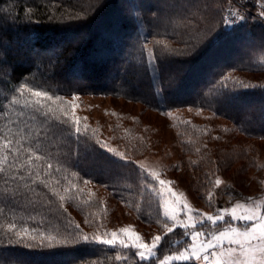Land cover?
Returning a JSON list of instances; mask_svg holds the SVG:
<instances>
[{"label": "trees", "instance_id": "16d2710c", "mask_svg": "<svg viewBox=\"0 0 264 264\" xmlns=\"http://www.w3.org/2000/svg\"><path fill=\"white\" fill-rule=\"evenodd\" d=\"M126 2L122 5L121 0H0V51L6 62L4 72H0V128L16 119L20 106H14L13 110L9 105L24 84L63 96L66 102L77 95H100L139 102L155 111L162 107L166 112L183 108L203 110L229 121L228 125L234 128L220 124L223 129L215 133V138H211L214 133L209 126L206 128V124L199 125L200 128L196 126L197 129L189 133L186 127L181 129L183 136L206 144L203 143L199 147L200 153L195 155V159L202 160L197 163L203 164V172L200 165L193 164L196 172L201 171V175L195 177L202 180H197L195 191L204 195L211 191L216 178L220 175L224 178V170H230L231 160L233 162L239 156V152L229 155L228 159L217 156L224 149L223 142L229 132L237 131L251 140H264V84L246 75L264 73V24L255 20L253 14L233 26L220 23L218 12L226 6L225 0H181L190 10L193 5L202 10V30L212 28V33L192 56L157 61L156 71H137L134 67L126 70L125 65L129 62L139 64V50L144 43L154 46L155 40H164L175 46L173 28L167 24L156 26L151 20L153 13L164 14L166 0L161 8L160 5L151 8L155 5L148 1L146 4H141L140 0ZM262 2L264 0H239L238 4L256 10ZM135 3L142 5L143 23H136L127 15L129 5ZM29 8L31 13L27 11ZM77 12L85 19H59L62 14ZM53 15L56 18L50 19ZM116 21H121L123 27L114 28ZM69 37L73 40L68 41ZM245 42L249 45H244ZM155 50L158 55L159 46H155ZM225 77L229 78L228 88L239 81L256 87L239 89L221 105L210 102L216 95L213 85L219 87L217 81ZM80 128L79 139L70 123L53 129L56 137L52 140L54 155L66 167L65 175L74 185L73 191L83 189L74 201L65 205L67 213L61 211L54 222L61 228L79 224L85 232L87 229L100 230L111 225L108 215L113 209L110 205L120 204L147 225L159 227L168 223L162 213L161 201L151 189L156 182L138 169L133 156H125L123 160L112 156L96 144L97 140L102 141L91 128L83 125ZM69 129L71 136L67 135ZM210 141L220 143L212 146ZM252 146L256 149L255 143ZM65 152L71 153L68 161L64 160ZM247 152L240 151V155ZM252 161L251 165L258 167V157ZM3 186V178H0V188ZM99 190L105 194H100ZM214 202L221 211L215 194ZM0 208L3 209L0 225L5 229L13 215L27 216L30 211L25 209L22 201L0 203ZM186 231L189 232L178 228L169 233L159 246L157 256L140 264H158L164 255L187 247L191 238ZM134 252L135 249H124L119 245L27 249L5 242L0 244V264H125L124 257L128 258L129 264H136L139 258L133 256ZM175 264L196 263L175 261Z\"/></svg>", "mask_w": 264, "mask_h": 264}, {"label": "snow or ice", "instance_id": "6c2138e0", "mask_svg": "<svg viewBox=\"0 0 264 264\" xmlns=\"http://www.w3.org/2000/svg\"><path fill=\"white\" fill-rule=\"evenodd\" d=\"M234 3L238 4L239 0H234ZM244 7L240 5V8ZM240 8L229 6L227 15H224V9L220 8L218 12L221 17L220 23L227 24L246 19ZM142 9L140 3L130 4L127 15L136 23H143ZM27 11L31 13L32 9L29 8ZM201 11L195 5L190 10L186 7V3H181V0H166L164 14L153 13L151 20L156 26L167 24L173 28L175 46L164 40H155L154 46L144 43L139 50L141 53L138 58L139 64L132 65L129 62L125 65V69L134 67L137 71L148 69L156 71L159 67L157 61L194 55L213 31L212 28L202 30L204 17L200 16ZM259 16L264 19V2L261 3ZM49 18L56 17L53 15ZM59 19L80 21L85 17L77 12L62 14ZM122 27L121 21H116L114 24L117 30ZM155 46H159L158 55ZM3 56L4 53L0 51V72L5 70L6 62ZM228 79L225 77L217 81L219 87L216 84L213 85L216 95L210 102L221 105L232 94L239 92V89L256 87L239 81L234 82L232 88H228L226 83ZM17 91L19 95L13 96L9 105L13 110H15L14 106H20L16 119L11 121L10 125L0 128V178H3L4 185L0 188V203L22 201L25 209H30V211L27 216L13 215L6 229L4 225H0V229H4L0 231V244L6 242L9 246H23L27 249H71L90 244L119 245L124 249H135L133 256H138L136 264H140L141 261H148L157 256L159 246L174 229L191 228L193 229L190 233L192 243L183 251L164 255L162 259H159L158 264H175V261L193 259L203 260L207 264H264V214H261L254 205L237 202L230 208L218 210L215 215L197 214L198 210L187 203L183 193L178 194L174 191L171 186L173 182L161 179L157 172L150 173L159 184V190L153 188L152 191L159 196L163 206V215L171 223L165 222L164 233L153 236L150 242H146L139 233L129 228L120 230L124 238H119L116 232L110 235L104 233V236L89 235L79 224L74 227L64 225L61 228L54 221L59 219L61 211L63 214L67 213L65 205L74 201L83 189L73 191L74 185L65 175L66 167L60 162L59 157L54 155L52 140L56 137L53 129L70 123L79 139L80 119L75 114L78 105L66 102L63 96L52 95L49 91L38 90L28 84L20 86ZM66 131L67 135H72L70 129ZM96 144L106 149L107 153L112 156L124 159V153L117 152L106 143L97 140ZM70 155V152H65L64 160L68 161ZM138 169L144 170V165L139 164ZM64 181L67 183L65 184ZM222 184L224 181L216 178L213 187L219 188ZM207 198L209 202L212 201L211 191ZM229 200H232L231 196ZM0 213H3L2 208H0ZM182 215L186 218L181 219ZM229 215L233 219H243L253 221V223L251 227L244 230L231 225L215 228L218 221L224 220ZM38 216L40 219H37ZM205 220L210 221L214 226L210 239H201L204 232L196 230L197 224H202ZM225 242L228 247H225ZM117 259L121 257L117 256ZM123 259L125 264H129L127 257Z\"/></svg>", "mask_w": 264, "mask_h": 264}, {"label": "rangeland", "instance_id": "374dc122", "mask_svg": "<svg viewBox=\"0 0 264 264\" xmlns=\"http://www.w3.org/2000/svg\"><path fill=\"white\" fill-rule=\"evenodd\" d=\"M126 1L127 0H121L122 5H125V3H127ZM147 1L149 4L155 5L151 8H156V6L159 7V5L161 8L165 3V0H140L141 4H146L145 2ZM225 5L224 15H227V8L229 6L240 8V4H235L234 0H225ZM240 11L246 18L248 14H253L255 20L261 21V23L264 24V19H261L259 16L261 7H257L256 10H251V12L248 13L243 12L242 8H240ZM241 22L242 21L237 20L233 23H227V25L233 26ZM72 38L73 37H69L67 40L71 41L73 40ZM243 44L247 45L248 43L245 42ZM246 75L248 77L257 78V81L264 84V73ZM67 102L78 105L75 109V114L80 119V125L89 127V129L91 128L90 130L95 132L103 143L116 149L117 152L124 153V157H128V155L130 157L133 156L136 166L138 167L139 164H143L144 170L141 171L145 175L151 177L150 179L153 181H155V179L150 175L151 172L159 173L161 179L172 181L173 184L171 186L174 191L178 194L183 193L187 203L198 210L197 214L208 213L210 215H215V213H217L218 209L214 202V194L216 200L217 188H215L211 202H209L207 198L210 191L207 193L204 192L206 193L204 195L203 192L199 193L195 191L197 180L198 182H202V180L199 181L195 175L198 177V175H201V171L203 172V164L197 163L202 162V160L201 158L200 160L197 158L195 159V155L200 153L199 147L202 146L203 143L205 144V142L199 144L200 141H194V138L183 136L181 129L186 127L187 133H189L191 130L197 129L196 126L200 128V126L202 127V125L206 124V128L209 126L208 129L214 133L211 138H215V133L220 132L221 128L223 129L222 126L228 125L229 121L214 117L212 114L199 109L183 108L166 112L162 107L160 111H155L145 107L142 103L111 96L77 95L70 98ZM168 113H171V115H168ZM212 124L213 126H211ZM220 124L223 125L220 126ZM228 126L234 129L231 124ZM201 130L203 129L201 128ZM233 132L234 133L229 132L227 140L223 142L224 149L220 150L218 154L216 153L217 156L228 159L230 157L229 155H234V153L237 154L236 152H239V156L235 157L237 159L233 160V162L231 160L230 170H224V178L220 175L219 178L224 181V184L220 187L225 185L231 186L236 194L239 192L240 194L250 195L251 197L250 201L238 199L228 208L239 202L250 206L254 205L261 214H264V140H251L237 133V131ZM210 142L212 146L220 143L217 141ZM252 143L256 144V149H254ZM244 150L249 152L244 154V156H242V154L240 155V151L244 152ZM131 153L134 155H131ZM252 155L258 157V167L257 165H251L254 158L250 157ZM194 163L198 164V166L200 165L201 171L196 172L193 169ZM260 165H263V168H259ZM227 181L232 182L233 185ZM153 188L157 191L159 190L158 182H156L155 187L153 186L151 189ZM213 190L214 187L212 185V193ZM99 192L100 194L104 193L103 190H99ZM239 193L238 195H240ZM154 194L159 198L156 192H154ZM216 203L219 207L217 200ZM110 207L111 210L113 209V213L110 212L108 215V217L111 218V225L105 226L100 230L87 229L86 232L89 235L96 234L104 236V233L110 235L112 232H116L119 238H124V234L121 233L120 230L122 228H129L139 233L146 242H150L153 236L162 235L164 233L163 223L162 226L159 227L147 225L138 221L131 210L123 208L120 204H118V206H113V204H111ZM220 210L222 211L223 209L220 208ZM185 218L186 217L183 215L181 216V219ZM168 223L170 224L171 222L168 221ZM217 223H220V225L218 226L216 224L215 228H223L226 225H231L244 230L251 227L253 221L243 219L236 220L229 215L226 216L224 220L218 221ZM213 227L210 221L205 220L202 224H197L196 230L204 232V236L201 237V239H210V233ZM187 230L189 231L188 236L191 238V244L192 237L190 233L193 229L189 228ZM184 244L185 243H183V245ZM225 247H228L227 242H225ZM233 247L235 246L233 245ZM180 251H183V248ZM190 262L205 264L203 260L196 261L193 259L190 260Z\"/></svg>", "mask_w": 264, "mask_h": 264}, {"label": "built area", "instance_id": "2783aa9c", "mask_svg": "<svg viewBox=\"0 0 264 264\" xmlns=\"http://www.w3.org/2000/svg\"><path fill=\"white\" fill-rule=\"evenodd\" d=\"M243 12L248 13L251 12V10L247 7L242 8ZM235 190L231 187V186H222L216 189V200L218 202V205L220 208L224 209L226 207L231 206L234 201L241 199L244 201H250L251 197L250 195H246V194H236V192H234ZM229 196L232 197V200H229ZM205 264H207V262H205Z\"/></svg>", "mask_w": 264, "mask_h": 264}]
</instances>
